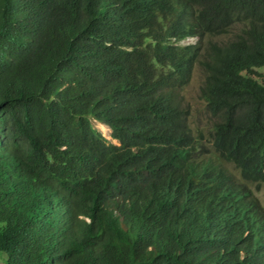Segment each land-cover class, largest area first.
<instances>
[{"label":"trees","instance_id":"trees-1","mask_svg":"<svg viewBox=\"0 0 264 264\" xmlns=\"http://www.w3.org/2000/svg\"><path fill=\"white\" fill-rule=\"evenodd\" d=\"M263 67L264 0H0V262L264 264Z\"/></svg>","mask_w":264,"mask_h":264},{"label":"rangeland","instance_id":"rangeland-1","mask_svg":"<svg viewBox=\"0 0 264 264\" xmlns=\"http://www.w3.org/2000/svg\"><path fill=\"white\" fill-rule=\"evenodd\" d=\"M197 39H189L183 44L196 43ZM258 71L264 74V67L258 69ZM205 74L202 71L201 67H197L193 74V78L190 84L184 89L182 95L184 96V103L190 109V125L196 133L203 132L205 136V143L209 145V137L208 132L212 128L214 120L210 117V115L206 111V102L201 97V88L204 85ZM93 126L100 132L102 135L109 141H111V130L108 126L101 124L97 121H93ZM113 142V141H112ZM117 143V142H113ZM227 167L234 171V167L232 165H227ZM236 172V171H235ZM237 173V172H236ZM257 199L260 204L264 208V186L260 189H257L255 186L253 187ZM2 260H4L2 258ZM0 264H6L4 261L0 262Z\"/></svg>","mask_w":264,"mask_h":264}]
</instances>
